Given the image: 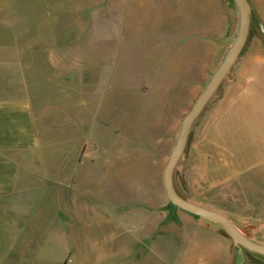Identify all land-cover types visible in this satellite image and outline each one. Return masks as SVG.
Segmentation results:
<instances>
[{"label":"rangeland","instance_id":"obj_1","mask_svg":"<svg viewBox=\"0 0 264 264\" xmlns=\"http://www.w3.org/2000/svg\"><path fill=\"white\" fill-rule=\"evenodd\" d=\"M247 1V40L193 121L173 183L181 197L225 215L264 245V0ZM239 26L234 0H0V88L22 93L32 61L34 80L55 86L44 89L50 138L58 137V118L63 136L74 129L80 140L70 153L92 149L112 166L109 198L131 216L143 213L128 219L123 236L113 225L86 228L84 221L76 232L67 229L77 261L88 242L86 264H264L220 224L173 205L163 185L184 116ZM54 154L45 156L50 167ZM32 173L20 200L26 229L8 264L63 258L57 172ZM141 227L154 233L155 251L136 237Z\"/></svg>","mask_w":264,"mask_h":264},{"label":"crops","instance_id":"obj_2","mask_svg":"<svg viewBox=\"0 0 264 264\" xmlns=\"http://www.w3.org/2000/svg\"><path fill=\"white\" fill-rule=\"evenodd\" d=\"M33 70L34 63L30 61L25 67L22 93L0 88V264L9 263L24 235L26 218L22 215L20 200L30 188L28 181L32 180V170L38 167L55 169L59 178L56 241L63 258L54 263L86 264L92 255L89 243L86 242L78 252L77 261L78 249L69 242L67 229L76 232L77 225L84 221L82 225L86 228L113 225L118 235L123 236L125 230H129L128 219L138 214L143 216V213L134 209L131 216L123 210L121 202L109 198L111 190L106 177L112 166L109 167L92 149L87 146L83 154L70 153V147L80 140L74 129L69 128V134L63 136L64 125L58 118L55 125L58 137L50 138L48 130H53V122L50 126L47 121L51 109L46 103L44 89L55 86L50 84L49 78L34 80ZM56 86V89L61 87ZM55 110L58 115L59 108ZM51 151L55 152L52 167L49 157H45ZM66 168L69 170L65 171ZM144 227L136 231V237L147 241L150 244L148 249L155 251L154 233Z\"/></svg>","mask_w":264,"mask_h":264},{"label":"water","instance_id":"obj_3","mask_svg":"<svg viewBox=\"0 0 264 264\" xmlns=\"http://www.w3.org/2000/svg\"><path fill=\"white\" fill-rule=\"evenodd\" d=\"M238 6L239 13H240V26L237 38L235 43L231 47L230 51L228 52L226 58L218 67L216 72L214 73L213 77L206 85L203 92L200 94L194 105L191 109L187 112L184 116L182 121L179 134L177 137L176 145L171 152L169 159L163 169V185L167 199L176 207L180 208L181 210L188 212L192 215L213 221L215 223L220 224L223 226L228 234L231 236L232 240L239 246L245 248L246 250L256 253L258 255L264 256V245L256 243L242 234L237 227L232 223V221L226 217L225 215L206 208L204 206L198 205L193 203L187 199L181 197L175 190L174 183H173V172L176 167L177 162L179 161L186 142L189 129L202 111L205 104L211 98L223 78L226 76L236 59L238 58L239 54L241 53L244 44L247 40V36L249 33V26H250V6L247 0H234Z\"/></svg>","mask_w":264,"mask_h":264}]
</instances>
